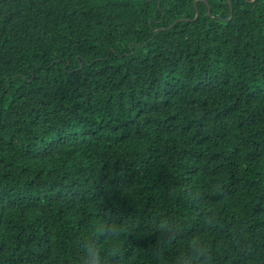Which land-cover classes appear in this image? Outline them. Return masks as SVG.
<instances>
[{"label":"trees","instance_id":"1","mask_svg":"<svg viewBox=\"0 0 264 264\" xmlns=\"http://www.w3.org/2000/svg\"><path fill=\"white\" fill-rule=\"evenodd\" d=\"M196 1L0 0V264H264V0Z\"/></svg>","mask_w":264,"mask_h":264},{"label":"water","instance_id":"2","mask_svg":"<svg viewBox=\"0 0 264 264\" xmlns=\"http://www.w3.org/2000/svg\"><path fill=\"white\" fill-rule=\"evenodd\" d=\"M199 1H204V0H198V1H196L195 2V7H196V17H195V19H193V20H196L197 18H198V16H199V11H198V3H199ZM250 3H254L256 0H248ZM229 5H230V9H231V14H232V16H233V5H232V3H231V0H229ZM209 14L211 15V9L209 8ZM232 16L228 19V20H230L231 18H232ZM181 21H190L189 19H180V20H178V21H176L171 27H169L168 29H171L172 27H174L175 25H177L179 22H181ZM227 21V20H226ZM157 31H159V29L157 30Z\"/></svg>","mask_w":264,"mask_h":264}]
</instances>
